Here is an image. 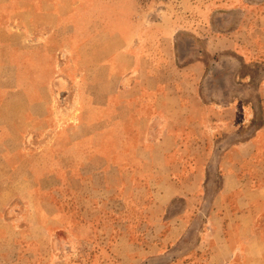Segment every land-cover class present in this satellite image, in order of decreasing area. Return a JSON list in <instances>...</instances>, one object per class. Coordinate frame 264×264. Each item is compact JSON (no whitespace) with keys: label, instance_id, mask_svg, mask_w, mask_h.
<instances>
[{"label":"rangeland","instance_id":"374dc122","mask_svg":"<svg viewBox=\"0 0 264 264\" xmlns=\"http://www.w3.org/2000/svg\"><path fill=\"white\" fill-rule=\"evenodd\" d=\"M31 5L49 14L23 18L35 31L27 40L3 34L15 48L0 57L23 61L25 74L38 59L59 61L64 80L47 93L56 110L32 131L44 154L22 165L39 168L40 188L37 177L2 179L17 195L6 204L14 195L0 194L15 226L0 231V264H221L211 252L223 253L222 231L209 218L226 200L229 154L264 133V0ZM13 74L3 71L12 79L3 89H15ZM149 107L182 141L169 163L184 195L166 204L154 195L160 179L147 176L162 154L156 148L157 167L147 166ZM162 133L154 128L151 140Z\"/></svg>","mask_w":264,"mask_h":264},{"label":"crops","instance_id":"0c3cea01","mask_svg":"<svg viewBox=\"0 0 264 264\" xmlns=\"http://www.w3.org/2000/svg\"><path fill=\"white\" fill-rule=\"evenodd\" d=\"M32 2L35 0H0V20L6 21L5 25L0 26V40L3 34L10 37L21 36L27 40V36L35 33L23 18L49 14V12L38 11L36 6L31 5ZM30 41L33 46H40L39 40ZM4 48L15 47L0 41V51ZM31 64V70L35 72L37 68V71L35 74H25L23 61H15V59L6 61L0 57V83L12 80L4 78L3 71L6 68L10 72L14 71L13 81L16 83L15 89L10 90L3 89L0 84V194L14 195L6 201V204L15 201L17 191L8 188L7 183L3 184L2 179L37 177L35 191L37 192L41 186L40 175L35 171V166L30 165L28 169L22 170V165L32 160L34 156L44 154L43 150H38V145H35L32 131L39 129L40 123L56 110L50 103L47 93L53 90L55 84L64 80L59 74L61 64L59 61L38 59L35 64L34 61ZM129 91L130 89L124 93ZM159 100L164 99L159 98L158 102ZM96 109L103 108L96 107ZM161 112L163 113L161 109L147 108V147H149L147 149L150 152L147 166L157 167L154 155L156 148L162 153L160 169L149 170L147 176L160 179L156 185L158 191L154 192V195L159 204H166L169 200L184 195L183 184L173 175L175 166L169 163L173 154L178 155L182 151V141L176 133L169 132L166 121L159 120ZM157 127L162 129V136L151 140L152 131ZM261 136L260 139L257 137L237 144V148L229 154L230 170L226 169L223 173L221 195L225 196L226 200L220 204L215 203L214 208L217 211L213 213L219 214H216L217 218H209L211 231H222L218 236L223 238H219L221 242L218 244L223 249V253L221 254L219 249L211 252L213 259L223 257L221 264H264V133ZM46 145L53 147L55 143L49 141ZM249 150L255 153H249ZM251 162L257 167V171L247 172V163ZM3 167L8 170L3 171ZM37 169L39 171V168ZM163 169L165 171L161 173ZM242 169L246 171L247 176L243 175ZM166 170L170 172L167 173ZM54 175H56L54 172L47 174L48 177ZM31 192L33 193L34 190ZM248 192L253 196L249 197ZM232 195H234L233 202L230 203L228 197ZM2 217L0 212V231L9 224L14 226L13 222ZM213 264H217L216 261Z\"/></svg>","mask_w":264,"mask_h":264}]
</instances>
